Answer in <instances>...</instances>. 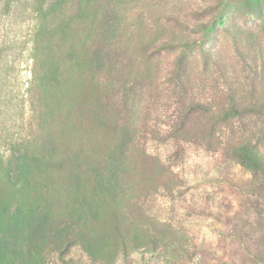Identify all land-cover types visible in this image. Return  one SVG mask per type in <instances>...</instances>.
Masks as SVG:
<instances>
[{"label": "rangeland", "instance_id": "374dc122", "mask_svg": "<svg viewBox=\"0 0 264 264\" xmlns=\"http://www.w3.org/2000/svg\"><path fill=\"white\" fill-rule=\"evenodd\" d=\"M14 104L0 264H264V0H0Z\"/></svg>", "mask_w": 264, "mask_h": 264}, {"label": "trees", "instance_id": "16d2710c", "mask_svg": "<svg viewBox=\"0 0 264 264\" xmlns=\"http://www.w3.org/2000/svg\"><path fill=\"white\" fill-rule=\"evenodd\" d=\"M39 14L42 16L37 20L34 26V36L31 37L34 38L32 40V47L27 49V60L36 61L37 59V49H38V31L40 29V26L43 22V10L42 6L39 5ZM74 80L71 78L70 75H68L65 84H63V96L66 100H69L72 97V94L74 93V89L72 88L74 86ZM55 103L57 107H60L62 104V100L59 98H54ZM9 107L12 106V103L8 101ZM22 109H18V106L16 104L13 105V115L8 117V123L4 122L3 119H1V112L0 113V148L3 147V149L0 150V186L3 185L5 182L11 183L12 187H15V183L13 182V171L12 168L18 163L17 161L13 160L16 159L14 153H12L14 150H16V153L20 154V157L24 156L22 154H25L26 152V144L28 142V139L25 134L24 130V112H22ZM21 111V112H20ZM8 112V110H6ZM5 112V113H6ZM19 114L21 116H19ZM11 152V153H10ZM10 153V154H9ZM234 155L239 159V162L241 166L248 171L252 173H257L261 169V160L259 157V154L255 148V146L251 143H247L241 146H238L234 149ZM25 170L22 171L21 175H18L21 177L24 175Z\"/></svg>", "mask_w": 264, "mask_h": 264}]
</instances>
